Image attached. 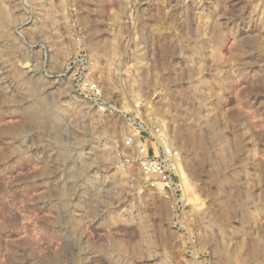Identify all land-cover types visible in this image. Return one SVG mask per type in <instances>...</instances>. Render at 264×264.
<instances>
[{
  "label": "rangeland",
  "instance_id": "rangeland-1",
  "mask_svg": "<svg viewBox=\"0 0 264 264\" xmlns=\"http://www.w3.org/2000/svg\"><path fill=\"white\" fill-rule=\"evenodd\" d=\"M80 52L168 123L177 218L125 117L76 92ZM0 264H264V0H0Z\"/></svg>",
  "mask_w": 264,
  "mask_h": 264
},
{
  "label": "built area",
  "instance_id": "built-area-1",
  "mask_svg": "<svg viewBox=\"0 0 264 264\" xmlns=\"http://www.w3.org/2000/svg\"><path fill=\"white\" fill-rule=\"evenodd\" d=\"M91 57L80 52L69 62L67 70L73 69V85L83 98L94 103L103 113L123 115L132 128L133 138L128 144L135 145L139 168L146 183L155 186L162 183L173 199L176 218L186 207V187L178 165L182 162L181 151L172 143L165 125L144 120L141 116L126 112L111 100L100 82L93 77ZM132 137V136H131Z\"/></svg>",
  "mask_w": 264,
  "mask_h": 264
},
{
  "label": "bare ground",
  "instance_id": "bare-ground-1",
  "mask_svg": "<svg viewBox=\"0 0 264 264\" xmlns=\"http://www.w3.org/2000/svg\"><path fill=\"white\" fill-rule=\"evenodd\" d=\"M117 21H118V20H117ZM118 35H119V32H117V34L114 33V36H113V38H112V42L110 41V42H111V48H110V49L113 51L114 54H117V53L119 52V48H120V45H119V43H118V40H119V39L117 40V38L119 37ZM111 54H112V53H111ZM114 54H112V55L115 56ZM139 55H140V53L138 54V56H139ZM140 61H141V59H140ZM142 61H144V59H143ZM127 72H129V71H127ZM127 72H125L126 79H127L128 81H130V82H131V81H132V82L135 81V79H132V76H133V75L131 74V75H132V76H131V75H130L129 73H127ZM134 78H135V77H134ZM127 80H126V81H127ZM14 81L16 82L17 80H15V79H14V80H12V79L10 80L11 83H13ZM136 81H137V80H136ZM133 83H134V82H133ZM133 83H132V84H133ZM130 85H131V84H130ZM138 86H139V85H138ZM128 87H129V86H128ZM134 87H136V85H135ZM136 88H138V87H136ZM132 89L135 90L134 88H132ZM135 91H136V90H135ZM137 93H138V91H137ZM135 94H136V93H135ZM138 95H140V93H139ZM134 97H135V95H134ZM136 99H137V98H136ZM136 99H135V100H136ZM149 110H150V109H149ZM153 113H154V111H153ZM149 114L151 115L152 113L149 111ZM159 119H160V118H159ZM164 119H165V118H164ZM164 119L162 118V119L160 120V123L163 124V125H165V126L167 127V129H169V128H168V123H166V121H165ZM169 132H170V131H169ZM170 133H171V132H170ZM170 133H169V134H170ZM132 136H133V135H132ZM170 136H171V135H170ZM171 137H172V136H171ZM135 139H136V138H135ZM171 139L173 140L174 138L172 137ZM172 140H171V141H172ZM136 141H137V140H136ZM137 142H138V141H137ZM172 143L174 144V142H172ZM137 144H138V143H137ZM175 146H176V145H175ZM178 169H179V171L183 174L184 181H185V184H186V182H187V180H188V179H187L188 177H187V175H186V176L184 175V174H186V173H185V171L183 170V166H182L181 162H180L179 165H178ZM182 170H183V171H182ZM157 184H158V188L161 189V186H162L161 184H162V183L157 182ZM157 184H156V185H157ZM90 258H91V257H90Z\"/></svg>",
  "mask_w": 264,
  "mask_h": 264
}]
</instances>
